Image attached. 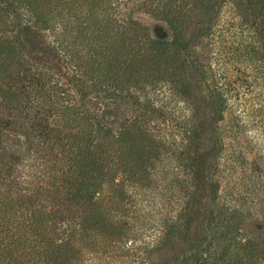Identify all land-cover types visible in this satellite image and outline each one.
I'll list each match as a JSON object with an SVG mask.
<instances>
[{
	"label": "rangeland",
	"instance_id": "obj_1",
	"mask_svg": "<svg viewBox=\"0 0 264 264\" xmlns=\"http://www.w3.org/2000/svg\"><path fill=\"white\" fill-rule=\"evenodd\" d=\"M86 1L83 7L105 38L71 45L80 51L76 62L91 73L97 62L91 56L98 50L117 78L118 62L125 65L122 73L131 79L121 90L136 91L134 99L126 90L119 98H113L110 89L99 98L89 93L85 108L111 133L123 129L138 137L147 131L164 145H157L160 157L177 150L185 166L201 169L204 180L195 186L190 180L185 183L183 175L176 188L155 186L131 206L128 215L121 218L116 213L120 225L114 236L102 234L78 249L79 264H264V68L259 56L244 53L247 45L264 52L260 46L264 36L256 34L242 13L248 7L245 1H185L190 5L187 11L182 10L183 0ZM82 5L66 8L73 11ZM2 20L0 30L8 29V20ZM55 26L59 29L58 23ZM130 27L142 32L140 42L131 43L133 35L124 32ZM29 32L25 40L42 52H31L32 46L25 45L21 63L45 71V80L48 76L51 80L46 89L57 94L67 78H60L57 59ZM10 34L0 31V37ZM80 37L85 40L84 34ZM119 51L124 55L119 57ZM128 56L130 61L125 60ZM135 57L143 64L137 65ZM170 59L182 62L177 70L183 83L178 95L161 81L172 75L167 69ZM97 83L101 90L108 86ZM186 128L189 139L182 133ZM90 133L92 137L96 131ZM94 139L106 156L111 144L101 136ZM65 144L56 134L37 139L18 125L3 126L0 118V164L11 168L13 183L26 195L35 193L62 204L67 218L63 224L81 212L65 195ZM113 146L109 161L129 156V145L120 140ZM158 163L156 171L167 169ZM116 168L114 163L107 169L114 173ZM182 204L188 208L180 217Z\"/></svg>",
	"mask_w": 264,
	"mask_h": 264
},
{
	"label": "trees",
	"instance_id": "obj_2",
	"mask_svg": "<svg viewBox=\"0 0 264 264\" xmlns=\"http://www.w3.org/2000/svg\"><path fill=\"white\" fill-rule=\"evenodd\" d=\"M185 1L191 0H183L182 10L187 11L190 5ZM244 1L248 7L242 13L248 15L246 19L256 34L264 36V0ZM70 4L83 5L72 11L66 8ZM85 4L87 1L84 3V0H0V20H8V29L0 31L12 33L0 37L2 125H18L29 130L37 139H50L52 134H56L60 144L67 141L62 161L67 168L65 195L81 211L69 223H60L67 219L65 214L62 215L65 213L60 207L62 204L57 206L51 197L42 199L35 193L26 195L18 184L13 183L15 181L11 178V168L0 164V213L3 215L0 218V264H79L78 249L87 245V241L94 239L95 243L102 234L103 237L115 235L114 231L120 225L115 220L117 212L118 217L123 218L136 201H143L150 190L161 186L176 188L183 175L186 177L185 183L190 180L195 186L204 180L201 169L195 164L185 166L186 163L179 158L177 150L167 151L165 156L160 157L161 150L157 147L160 143L153 135L150 137L147 131L143 130L138 137L133 136L132 131L123 129L111 133L100 125L96 115L87 111L85 101L89 93H95L94 97L99 98L110 89L112 92L108 93L113 98H119L126 90L128 97L134 99L136 90H121L123 82L131 79L122 73L121 66L125 65L118 62L117 78V74H111L110 62L104 61V56L98 50L91 56L97 61L91 73H86L76 62V53L80 51L71 45L78 41L88 42L90 45L89 41L97 39L101 42L105 38L97 29L93 18L88 16L90 11L83 7ZM50 22L51 26L48 24ZM55 23L59 24L57 30ZM120 27L123 28L121 24ZM29 30L45 47V52L57 59L60 78H67L66 84L60 85L65 88H59L57 94L46 89L51 80L49 76L45 80V71L25 68L21 63L25 60V45L32 46L31 52H42L25 40L24 36ZM124 32L133 35L132 44L135 40L140 42V30L130 27L128 30L124 28ZM82 34L85 40L80 39ZM152 46L159 49L153 44ZM260 46L264 49V43ZM118 48L121 46L118 45ZM244 48L245 55H250L251 58L259 56L260 59L257 60L260 61V68H264V52L256 49V45ZM121 55H124L123 51L118 52V56ZM97 59H101V62ZM125 60L130 61V57ZM134 60L137 65L143 64L136 57ZM181 65L182 62L170 59L167 69L172 71V75H169L168 80H161L168 83L169 92L176 95L181 93L178 87L183 84L177 79V70ZM132 67L133 65H129V68ZM98 81L108 86L101 90L98 88ZM51 105H56L55 110L50 109ZM94 130L96 134L89 137ZM63 131H67V134L63 135ZM182 133L185 134V139L190 138L186 136L187 133L190 134L189 129L186 128ZM100 136L101 141L111 144V150L106 156L103 145L95 143L94 138ZM120 140L129 145V156L121 161L118 158V162L109 161L113 145L119 144ZM70 141L71 144L68 145ZM149 143L151 146H147ZM155 162L166 164L167 169L156 171L155 167L158 166ZM114 163L117 168L114 173H110L107 168L113 167ZM187 208L184 204L181 205L180 217ZM60 224L63 226L58 232Z\"/></svg>",
	"mask_w": 264,
	"mask_h": 264
}]
</instances>
